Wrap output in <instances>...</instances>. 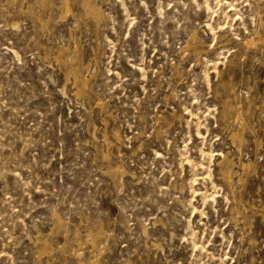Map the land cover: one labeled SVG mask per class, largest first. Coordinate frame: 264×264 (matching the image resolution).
<instances>
[{"label":"rangeland","instance_id":"rangeland-1","mask_svg":"<svg viewBox=\"0 0 264 264\" xmlns=\"http://www.w3.org/2000/svg\"><path fill=\"white\" fill-rule=\"evenodd\" d=\"M82 1L0 0V264H264V0Z\"/></svg>","mask_w":264,"mask_h":264},{"label":"bare ground","instance_id":"bare-ground-1","mask_svg":"<svg viewBox=\"0 0 264 264\" xmlns=\"http://www.w3.org/2000/svg\"><path fill=\"white\" fill-rule=\"evenodd\" d=\"M13 2H15V1H17V0H12ZM62 1V4H61V6L59 7L60 8V10H61V14H60V19L61 20H65L69 15H73L74 14V10H73V7H72V0H61ZM41 3H43L44 4V1L43 2H41ZM47 3V2H46ZM41 6H44V5H41ZM82 7H83V9H84V11L86 12V13H88L89 15H92V16H94L96 19H98V18H100V17H102L103 16V13H102V10L100 9V8H98L97 7V5L96 4H93L92 2H91V0H83L82 1ZM75 16V15H74ZM39 19V22H40V24L42 25V27L43 28H45L46 27V25H47V23H48V21H45L43 18H38ZM15 26H17L16 24H15ZM263 26V23L261 24V27ZM254 37L252 38V39H246L245 40V46L246 47H254V46H256L257 44H262V45H264V35L263 34H261L259 31H255L254 32ZM194 37L192 38L193 39V41L192 42H197V39H198V37H197V35H193ZM200 40V39H199ZM201 42V41H200ZM199 42V44H201ZM194 43H191L190 45L192 46ZM189 46V45H188ZM190 47V46H189ZM193 47H195V46H193ZM199 48V47H198ZM197 48V46H196V49L195 50H193V51H196V52H199L200 51V49H198ZM190 49H191V47H190ZM192 49H194V48H192ZM202 49V48H201ZM67 51H69V49H65V48H62L60 51H59V54L57 55V57H56V59H57V61L58 62H60V61H63V59H64V57H65V53L67 52ZM70 53V52H69ZM67 61H69V62H71V68H70V70L68 71V74H67V77L70 79H72V81H73V85H75L76 86V88H77V90H78V94H81V92H82V88H86V87H88V84H89V78H87V77H84V76H82V75H80L79 73H78V71L73 67V63H74V57H72V56H70L68 59H67ZM89 69V68H88ZM68 80V79H67ZM74 86V87H75ZM76 90V91H77ZM63 92H66L65 91V88L63 89ZM77 94V93H76ZM82 95V94H81ZM78 96H80V95H78ZM229 97V96H228ZM228 101V100H227ZM226 103V102H225ZM228 103V102H227ZM99 105V104H98ZM231 105V104H230ZM99 107V106H98ZM239 111V110H238ZM227 112H228V110H227ZM240 112V111H239ZM225 115V114H224ZM227 115V114H226ZM230 115V114H229ZM228 115V116H229ZM241 116V115H240ZM230 117H233V115L232 116H230ZM229 117V118H230ZM242 117V116H241ZM237 118V117H236ZM235 118V119H236ZM240 118V117H239ZM111 119V118H110ZM238 120V119H237ZM242 120V119H241ZM242 122H244V121H242ZM241 125L243 126V124L241 123ZM244 126H245V124H244ZM243 126V127H244ZM240 127V126H239ZM245 128V127H244ZM244 128H243V130H244ZM237 130H240V129H237ZM242 130V131H243ZM242 131H238V132H236L235 134H234V136H231V137H234L236 140H239V141H242V139H243V134H244V132H242ZM232 135V134H231ZM115 137L116 138H120V135H119V133H115ZM104 138H106V140L107 141H109V139H108V134L107 133H105V136H104ZM97 139V138H96ZM238 141V142H239ZM235 142V141H234ZM237 142V143H238ZM106 156V155H105ZM107 157V156H106ZM107 159H108V157H107ZM217 165L220 167L219 169H221V171H222V176H223V179H224V181H225V185H231V183L233 182V179H234V176L236 177L237 176V174H239V172L235 169V163L234 162H232L231 160H229L227 157H225L224 159H222L221 161H219V163H217ZM240 168L241 169H243V170H245V171H247L248 169H250L251 168V164H248V163H242L241 162V164H240ZM106 173L108 174V176H110L111 177V179H113L114 180V182L116 183V184H119V183H121L122 182V179H123V177H124V175H127L128 174V171L123 167V165H121V164H116V165H114V166H110L109 165V168L107 169V171H106ZM221 173V172H220ZM240 175V174H239ZM238 175V176H239ZM241 180V179H240ZM230 187V186H229ZM239 211V210H238ZM260 213V212H259ZM255 215H256V213H255ZM258 215V214H257ZM260 216H262V218H264V211H262L261 212V214H260ZM55 218L57 219V221L59 222V223H63L64 224V222H63V220H62V218L58 215V213L57 212H55ZM260 218V217H259ZM56 221V222H57ZM57 222V223H58ZM91 233H89L88 232V235H87V238H88V241H90V242H92L91 244H92V246H93V248L95 249V247L97 246L96 245V240L93 238V235L94 234H92V231H90ZM143 232H144V234L146 235L147 234V232H148V230H147V228L144 226L143 227ZM38 234H40V232L38 233ZM98 235H99V233H98ZM75 236V239H76V242L77 243H81L82 242V240H81V236H80V234L79 233H77V234H75L74 235ZM42 237V236H41ZM43 237H45V236H43ZM85 237V236H84ZM70 238V237H69ZM68 238V239H69ZM68 239H67V241H68ZM84 239V238H83ZM100 239V238H99ZM41 240V239H40ZM86 240V239H85ZM74 241V240H73ZM42 242V241H41ZM44 242V241H43ZM38 243V242H37ZM69 243V242H68ZM43 244V243H42ZM154 247H157L158 245L157 244H155V243H153L152 244ZM64 246V245H63ZM63 246H61L62 248H63ZM63 249H65V248H63ZM38 251V250H37ZM39 252V251H38ZM50 252H53V248H52V246H51V244L49 243V241L48 240H46L45 242H44V245H43V247L41 248V251L39 252V253H36V255L38 254V258H39V260H41L42 259V257L45 255V254H49ZM75 253H77V251H75ZM82 255V253L81 254H79V257ZM79 264H84L83 262H79ZM92 264H102V262H101V260H100V257H98V256H94V260H92Z\"/></svg>","mask_w":264,"mask_h":264}]
</instances>
